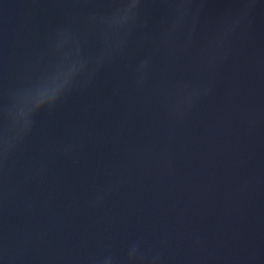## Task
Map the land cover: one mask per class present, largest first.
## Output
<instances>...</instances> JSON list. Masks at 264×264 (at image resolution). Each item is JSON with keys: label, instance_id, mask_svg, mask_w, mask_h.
Listing matches in <instances>:
<instances>
[{"label": "water", "instance_id": "water-1", "mask_svg": "<svg viewBox=\"0 0 264 264\" xmlns=\"http://www.w3.org/2000/svg\"><path fill=\"white\" fill-rule=\"evenodd\" d=\"M0 264H264V0H0Z\"/></svg>", "mask_w": 264, "mask_h": 264}]
</instances>
